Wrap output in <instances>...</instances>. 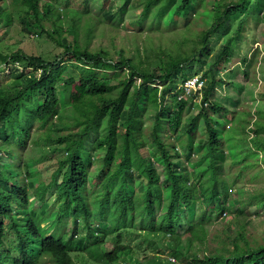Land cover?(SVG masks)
Returning <instances> with one entry per match:
<instances>
[{"label": "trees", "instance_id": "obj_1", "mask_svg": "<svg viewBox=\"0 0 264 264\" xmlns=\"http://www.w3.org/2000/svg\"><path fill=\"white\" fill-rule=\"evenodd\" d=\"M100 1L105 6L95 13L89 0H0V32L18 19L26 36L45 35L62 48L51 56L21 48L0 50V65L9 67L12 79L0 85V264H41L43 257L54 264H79L73 251L98 264H125L132 248L123 237L136 233L159 241L167 237L165 248L175 261L169 258L162 264H264V242L249 240L238 217L264 213V187L250 194L249 199H257L255 208L248 206L251 200L230 205L229 195L241 193L235 190L239 184L229 186L219 172L216 155L224 149L219 118L212 116L213 111H228L212 93L224 83L221 67L232 61L247 22L261 21L264 0H139V13L128 20L133 33L159 32L158 26L165 25L176 36L171 46H136L139 59L124 47L118 58L104 46L91 48L98 31L99 37L108 31L113 46L116 39L128 38L121 34L127 25L117 13L130 0H119V5ZM202 17V28L194 27ZM231 18L236 21L234 33L223 34L212 52L210 41ZM179 19L183 29L177 31ZM207 62L197 73L204 85L194 96L188 94L198 98L201 92V107L183 124L189 104L186 65ZM180 81L183 87L174 90ZM85 111L89 117L82 116ZM256 111L243 136L260 155L264 110ZM201 118L207 153L198 156L190 148L183 157L175 138L180 132L191 134ZM80 124L83 130L72 129ZM54 129L61 131L55 139ZM44 135L49 142L57 140L53 151L58 156L49 179L36 184L37 171L30 169L32 162L24 163L23 152ZM7 157L18 159L9 171ZM198 158L207 159L208 165L194 174L198 182H191L182 176L184 161ZM263 159L262 154V164ZM15 169L24 178L17 180ZM261 171L264 177V166ZM228 214H234L225 227L229 233L216 236L217 246L201 247L211 226ZM66 217L65 229L61 221ZM110 241L114 244L108 250L103 245ZM35 247L39 258L33 255Z\"/></svg>", "mask_w": 264, "mask_h": 264}, {"label": "rangeland", "instance_id": "obj_2", "mask_svg": "<svg viewBox=\"0 0 264 264\" xmlns=\"http://www.w3.org/2000/svg\"><path fill=\"white\" fill-rule=\"evenodd\" d=\"M115 2L117 5L122 4V1L119 0H115ZM135 2L134 0H130L121 13L116 11V13L118 12L117 16L123 15L124 17L122 23L126 24L127 27L122 28L121 34L128 38L116 39L115 46H113L111 40L107 36L108 31L104 32L106 35L105 37H99V33L101 32L98 31V36L95 37L91 42L92 49H98L104 46L109 48L110 54L114 58H118L121 48L124 47L127 53L131 54V56L135 57L136 59H139L135 51V47L140 46L142 48L144 42H148L149 44H153L155 46L172 45V40L176 38V36L173 33H170L173 28H171L169 31V28L165 25L158 26V29H160L159 32L153 31L152 33L148 34V31H143V33H136L135 31L134 33L132 32L133 27L128 24L130 14L135 16L137 13H139L142 7L138 3L139 0H135ZM103 6H105L104 2H101L100 0H89L88 3V7L91 8L95 13H98ZM61 12L62 11H60V13ZM263 14L264 12L261 11L258 15L260 18L259 20H261L259 23H255L253 21L247 22L244 28L243 37L238 41L239 44L234 49V57L232 61L226 66L222 65L221 67L220 76L224 78V83L218 84L212 93L213 98L220 101L228 108V111L226 112H211L214 118H219V137L222 138V147L224 149V153L216 155V162L219 164L218 168L220 169L219 172L223 173L224 179L227 180L229 186L232 187L235 184H239L235 190L237 193H241L240 196L238 194L236 196L231 194L229 195L231 206H235L237 203L243 205L244 201H248L249 203V200H251L249 199L250 194L255 190V188L264 187V177L262 175L263 172L261 171L262 166H264L261 161V156L262 154L264 155V150L262 154L257 155L252 150L250 143L248 141H244L246 136H243L245 134V128L243 127H247L248 124L250 128L253 125V120H255L257 115L256 109L262 108L264 110ZM181 20L182 19H179V21H177V31L183 29V23L180 22ZM203 22L204 17H202L199 24L194 25V27L202 28ZM20 26L21 24L17 19L15 20L14 25H12L10 28H5L7 31L3 30L0 32V50L9 52L21 48L28 53H38L47 56L54 55L62 50L60 47L57 48L56 44L48 39L45 35L34 37V39L26 36ZM47 27L50 28L49 24H47ZM149 27L154 29L156 25ZM226 27V29L222 30L218 36L214 37L212 41H210L211 48H213L212 52L218 48L219 44H221L223 40V34L231 35L234 33L236 28V21L234 18H231ZM161 31H163V33H161ZM2 33H6V36H2ZM141 57H145L144 53H141ZM244 58L247 59L246 62L243 61ZM208 65L209 62L203 64L198 63L196 65H186V71L184 75L185 77H183V79L186 77H197V73L206 69ZM8 72H10V69L7 65H0V85L7 84L12 80L9 77ZM183 82L184 81H180L177 84L178 87L173 89L178 90L179 88L183 87ZM200 90L201 89H194L191 94L194 96V94ZM114 92L118 93L119 89H115ZM262 93L263 96H260ZM170 94L172 93H169V96L166 98L168 102L171 101ZM201 94L202 93L200 92V97L198 96V98L191 97V95H186L189 104L184 110L183 124L188 123V121L198 113L201 107ZM82 116L89 117V114L87 111H85L82 113ZM166 126L167 125H164L163 129L166 128ZM83 128L84 126L81 124L72 127L73 130H83ZM249 128L248 130L250 131ZM59 132L57 129H54L51 132V135L53 136L52 138L55 139V136L58 135ZM163 132L165 136L166 132L164 130ZM206 135L207 132L204 126V120L202 118L199 119L197 126H195L191 134L188 135L186 131L183 133L180 132V136L175 138V142L177 147L181 150L183 157H186V154L191 150L190 148H192V152L194 151L198 156L205 155L207 150L203 141ZM57 144V140L49 142L46 139V135H44L39 139L37 138L36 141H30L26 150L23 152L24 163L32 162L33 166L30 169L37 171V176L34 178V182H36V184H38L40 181L48 180L50 173L56 168V156H58V153L53 151V148H55ZM232 144L234 147H232ZM206 160L207 159L198 158V161H184L187 167L182 169L183 178L186 179L188 177L191 182H198L197 177L194 174H197L199 171L205 169V166L208 165ZM12 161H14L16 165L18 164V159L12 160L11 158L7 157V171H9V167L12 166ZM156 164L158 169L162 172L163 168L161 160L156 159ZM93 170H96V166L93 167ZM14 173L17 180L19 178H24V176L22 177L20 174V170L15 169ZM239 174H241V176ZM132 186L137 187L138 183ZM113 188H116V184ZM50 197L51 195L48 194L47 198L49 199ZM234 198H236L235 201L233 200ZM256 200L257 199L251 200L252 202L248 204V206L250 208H255ZM233 216L234 214H228L223 219L219 218L218 222L215 223L217 225L211 226L209 237L204 244H201V247L213 248L214 246H217L218 241L216 236L220 233H229L225 227L229 225V220L232 219ZM238 217H240L242 220L246 230V235L249 240H256L259 243L264 242V213L260 216L251 215L250 217L240 214ZM69 219L70 217H66L63 218V221H61L65 229L67 228V220ZM247 220L249 221L247 222ZM123 241L124 243L130 244L132 248V252H130V254L127 256L126 262H124L125 264H162L163 261L169 260V258H175L170 253V251L165 248L167 237H162V240L159 241L154 237H144L136 233L134 235L125 234ZM112 244H114V242L110 241L107 244L104 243L103 246L109 250L112 248ZM199 245L200 244H197V246ZM72 254L78 257L77 262L79 264H98L96 261L90 259L86 254L82 255L77 251H73ZM33 255L35 258L38 255V249L36 247L34 248ZM40 263L54 264V262L44 259V257L41 258Z\"/></svg>", "mask_w": 264, "mask_h": 264}, {"label": "built area", "instance_id": "obj_3", "mask_svg": "<svg viewBox=\"0 0 264 264\" xmlns=\"http://www.w3.org/2000/svg\"><path fill=\"white\" fill-rule=\"evenodd\" d=\"M204 79H202L200 76H197L195 78H188L185 81L184 89L186 91V94H190L194 89H201L204 83ZM189 84V85H188ZM190 87V88H188ZM172 261H175V258H170Z\"/></svg>", "mask_w": 264, "mask_h": 264}, {"label": "clouds", "instance_id": "obj_4", "mask_svg": "<svg viewBox=\"0 0 264 264\" xmlns=\"http://www.w3.org/2000/svg\"><path fill=\"white\" fill-rule=\"evenodd\" d=\"M15 256L17 255V254H14Z\"/></svg>", "mask_w": 264, "mask_h": 264}]
</instances>
